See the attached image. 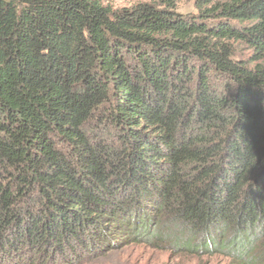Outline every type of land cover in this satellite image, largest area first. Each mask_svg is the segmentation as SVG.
<instances>
[{
    "label": "trees",
    "instance_id": "1",
    "mask_svg": "<svg viewBox=\"0 0 264 264\" xmlns=\"http://www.w3.org/2000/svg\"><path fill=\"white\" fill-rule=\"evenodd\" d=\"M176 2L0 0V264H264V0Z\"/></svg>",
    "mask_w": 264,
    "mask_h": 264
},
{
    "label": "rangeland",
    "instance_id": "2",
    "mask_svg": "<svg viewBox=\"0 0 264 264\" xmlns=\"http://www.w3.org/2000/svg\"><path fill=\"white\" fill-rule=\"evenodd\" d=\"M144 0H105L112 8L129 7ZM176 10L184 16H196V0H177ZM236 58L248 59L251 50L243 43L231 42ZM161 227V226H160ZM164 225L162 229L164 231ZM226 258L216 255H198L175 250L167 240L130 242L123 247L98 255L81 264H223Z\"/></svg>",
    "mask_w": 264,
    "mask_h": 264
},
{
    "label": "clouds",
    "instance_id": "3",
    "mask_svg": "<svg viewBox=\"0 0 264 264\" xmlns=\"http://www.w3.org/2000/svg\"><path fill=\"white\" fill-rule=\"evenodd\" d=\"M100 4H101V6H103L104 0H100Z\"/></svg>",
    "mask_w": 264,
    "mask_h": 264
}]
</instances>
